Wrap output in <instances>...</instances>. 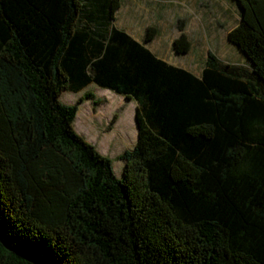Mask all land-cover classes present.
<instances>
[{
	"label": "trees",
	"instance_id": "1",
	"mask_svg": "<svg viewBox=\"0 0 264 264\" xmlns=\"http://www.w3.org/2000/svg\"><path fill=\"white\" fill-rule=\"evenodd\" d=\"M196 74L117 24L124 0H0V264H264V0ZM177 54L191 42L182 32ZM96 84L136 103L113 160L77 132Z\"/></svg>",
	"mask_w": 264,
	"mask_h": 264
},
{
	"label": "rangeland",
	"instance_id": "2",
	"mask_svg": "<svg viewBox=\"0 0 264 264\" xmlns=\"http://www.w3.org/2000/svg\"><path fill=\"white\" fill-rule=\"evenodd\" d=\"M240 12L235 0H124L116 22L141 42L147 27L156 26L158 35L146 46L165 61L199 74L209 52L226 62L250 63L228 40L240 21ZM182 32L192 45L188 53L177 54L172 44ZM88 91L94 92L95 98L80 103L75 128L113 160L114 171L120 176L124 163L119 156L137 142L136 103L96 84L79 93L65 91L61 100L76 104Z\"/></svg>",
	"mask_w": 264,
	"mask_h": 264
}]
</instances>
